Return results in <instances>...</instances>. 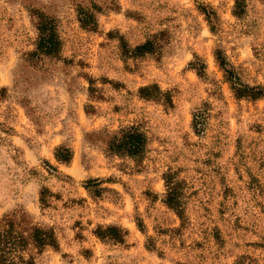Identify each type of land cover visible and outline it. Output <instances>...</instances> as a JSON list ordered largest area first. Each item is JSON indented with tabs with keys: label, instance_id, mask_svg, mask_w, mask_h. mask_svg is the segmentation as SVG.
Instances as JSON below:
<instances>
[{
	"label": "rangeland",
	"instance_id": "obj_1",
	"mask_svg": "<svg viewBox=\"0 0 264 264\" xmlns=\"http://www.w3.org/2000/svg\"><path fill=\"white\" fill-rule=\"evenodd\" d=\"M243 1L0 0V217L54 228L38 264H264V97L236 98L216 58L264 86V0ZM40 14L58 57L32 56ZM151 84L162 99L140 96ZM130 126L138 159L108 147ZM110 225L123 242L97 235Z\"/></svg>",
	"mask_w": 264,
	"mask_h": 264
},
{
	"label": "trees",
	"instance_id": "obj_2",
	"mask_svg": "<svg viewBox=\"0 0 264 264\" xmlns=\"http://www.w3.org/2000/svg\"><path fill=\"white\" fill-rule=\"evenodd\" d=\"M244 5L245 1L236 0L235 15L238 16L243 13ZM208 15L210 16V14ZM37 17L38 39L32 56L38 58L58 57L62 50V40L55 20L46 14H40ZM80 21L84 27L91 25L88 18H80ZM155 47L156 42L147 40L138 45L135 52L139 55H145L153 52ZM216 58L224 70L226 78L231 83L236 98L259 99L264 97L263 85L251 86L244 83L221 51H217ZM139 93L143 98L162 99V96H165L158 84L143 86L139 89ZM167 102L172 103L171 98L168 97ZM146 145L147 136L136 126L124 128L108 140L109 151L136 159L142 156ZM55 156L58 161L68 163L72 159L73 152L68 147H59ZM171 179L168 174L165 176L167 186L165 203L176 209L179 215H182L178 208L180 207V196ZM93 182L97 183V180H91L89 184ZM49 192L48 188H44L42 196ZM44 200L45 197L42 198V201ZM97 235L102 239L107 237L117 242H123L126 233L121 227L110 225L106 229L99 227ZM48 247L59 248V241L54 228L39 224L27 211L19 210L0 217V264H38V256Z\"/></svg>",
	"mask_w": 264,
	"mask_h": 264
}]
</instances>
